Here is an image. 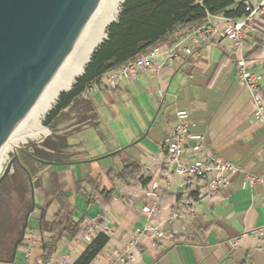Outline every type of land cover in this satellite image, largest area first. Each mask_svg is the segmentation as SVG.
Instances as JSON below:
<instances>
[{"label":"crops","instance_id":"0c3cea01","mask_svg":"<svg viewBox=\"0 0 264 264\" xmlns=\"http://www.w3.org/2000/svg\"><path fill=\"white\" fill-rule=\"evenodd\" d=\"M240 59L263 72L258 92L264 117V41L257 45L253 37L241 47L212 37L190 57L159 72L149 69L114 89L100 86L82 92L48 124L46 145L35 147L44 161L31 166L35 211L28 235L33 234L34 241H26L12 263L0 264H33L42 256L43 245L57 239L53 226L61 236L51 264L62 256L71 264H112L114 255L147 223H164L165 237L140 239L131 250L135 259L130 264H264V238L247 234L264 227V184L250 187L242 173L229 172L228 186L202 202L189 220L166 223L176 210L174 193L162 196L160 210L150 220L142 211L150 203L151 184H164L161 143L178 111L189 114L188 136L204 137L205 154L264 178V122L238 79ZM58 142L70 151L55 153ZM193 145L185 141L186 154ZM73 155L75 162H63ZM126 162L139 168V178L122 185L115 176ZM178 181L174 175L173 191ZM102 191L112 192L110 203ZM99 216L109 221L112 237L93 232L87 243L81 233L63 232L67 219L86 226Z\"/></svg>","mask_w":264,"mask_h":264},{"label":"built area","instance_id":"2783aa9c","mask_svg":"<svg viewBox=\"0 0 264 264\" xmlns=\"http://www.w3.org/2000/svg\"><path fill=\"white\" fill-rule=\"evenodd\" d=\"M257 28L264 30V0L244 1V14L240 18H227L223 15L209 16L205 22L193 27L183 37L174 43L149 51L146 55L136 57L117 69L104 73L86 91L93 92L102 86L114 89L122 81L135 79L141 73L154 69L159 72L164 66H171L182 57H190L210 38L217 37L230 41L234 47H241L242 43L257 33ZM159 58L162 60L158 61ZM237 75L242 85L249 92L256 105V116L264 122L263 104L259 96V89L263 81V72L250 67L245 59H240L237 64ZM176 121L161 143V151L164 154L162 169L165 173V181L161 187L153 182L147 196L150 203L143 207L142 211L150 220L160 210L161 198L165 194L176 196V210L168 217L166 223L180 220H189L195 215L197 207L204 201L211 200L228 186V173L238 172L244 175L245 183L253 187L257 183L264 184L263 177H257L251 173L240 170L229 162H223L203 151V136H188L189 114L178 111L175 114ZM192 140L194 145L189 153H185L186 140ZM179 179L176 190L172 189V177ZM164 223L153 226L147 223L138 229L130 243L123 250L114 255L112 264H130L134 261L131 250L143 237H148L150 242H155L165 237ZM93 232L102 233L108 237L114 235L109 221L105 216H99L91 224L86 225L81 233V238L87 243L91 242ZM264 238V227L251 231ZM33 234L27 236V242L32 245ZM53 264H71L67 256H62Z\"/></svg>","mask_w":264,"mask_h":264},{"label":"water","instance_id":"95a60500","mask_svg":"<svg viewBox=\"0 0 264 264\" xmlns=\"http://www.w3.org/2000/svg\"><path fill=\"white\" fill-rule=\"evenodd\" d=\"M99 2L0 0V147L58 75ZM106 38L105 34L85 66ZM27 175L34 201L32 179ZM14 257L15 252L10 263Z\"/></svg>","mask_w":264,"mask_h":264},{"label":"trees","instance_id":"16d2710c","mask_svg":"<svg viewBox=\"0 0 264 264\" xmlns=\"http://www.w3.org/2000/svg\"><path fill=\"white\" fill-rule=\"evenodd\" d=\"M243 14V1L123 0L115 22L111 23L106 30V40L94 51L90 62L85 66L83 75L74 81L71 90L60 94L54 107L46 116L44 126L48 128V124L59 117L64 108L74 103L75 99L104 73L117 69L136 57L146 55L153 49L174 43L193 27L203 24L209 16L223 15L227 18H240ZM183 29H186V32L181 34L180 31ZM253 38L257 45L261 41L263 42V28H257V33ZM45 145L46 142L44 141L43 146ZM54 150L55 153H66L70 151V148H61V144L58 142ZM34 155L44 159L43 152L35 147ZM76 160V156L73 155L65 157L63 162L73 163ZM115 178L122 185H127V180L139 178V168L134 163L126 162L122 171ZM91 182H93L91 179L86 180L88 185ZM101 195L107 203H110L113 198L112 192L102 191ZM64 207L65 205L59 207L56 218ZM84 229L85 226L82 222L67 219L63 232L78 236ZM51 230H54L53 235H57V239L43 245L42 256L34 260L33 264H51L53 262L56 244L61 233H58L55 226Z\"/></svg>","mask_w":264,"mask_h":264},{"label":"bare ground","instance_id":"6f19581e","mask_svg":"<svg viewBox=\"0 0 264 264\" xmlns=\"http://www.w3.org/2000/svg\"><path fill=\"white\" fill-rule=\"evenodd\" d=\"M122 4L123 0H100L58 75L0 147V173L9 151L27 140L48 134L42 125L43 119L60 93L72 87L75 78L80 76L92 51L105 38L108 26L116 20Z\"/></svg>","mask_w":264,"mask_h":264},{"label":"flooded vegetation","instance_id":"af4514ba","mask_svg":"<svg viewBox=\"0 0 264 264\" xmlns=\"http://www.w3.org/2000/svg\"><path fill=\"white\" fill-rule=\"evenodd\" d=\"M39 161L44 159L37 158L34 150L24 162L14 159L0 182V262L12 261L14 252L16 256L27 241L29 219L35 211L27 175L32 179V168L28 162Z\"/></svg>","mask_w":264,"mask_h":264},{"label":"rangeland","instance_id":"374dc122","mask_svg":"<svg viewBox=\"0 0 264 264\" xmlns=\"http://www.w3.org/2000/svg\"><path fill=\"white\" fill-rule=\"evenodd\" d=\"M76 78H75V80H76ZM61 93H64V92H61ZM54 105H53V107H54ZM48 113L46 114V116L48 115ZM46 116H45V118H46ZM45 118L43 119L42 125H43L44 128H46L48 130V134L47 135H41L40 137H37L35 139L27 140L25 143H21L19 146L15 147L13 150L9 151L7 161L3 164V169H2V172L0 173V177L4 173V171L6 170V167L9 164V162H11V160L14 157L17 158L18 162H24L26 160V157L28 155H31L32 154V150H34V147H44L43 145H44L45 138L48 137V135L50 134L49 128H47V127L44 126ZM30 143H32V146H30ZM28 164L30 166H32L31 163L28 162Z\"/></svg>","mask_w":264,"mask_h":264}]
</instances>
